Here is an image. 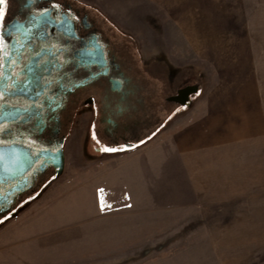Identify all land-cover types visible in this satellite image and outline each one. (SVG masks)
Returning a JSON list of instances; mask_svg holds the SVG:
<instances>
[{
    "label": "rangeland",
    "instance_id": "1",
    "mask_svg": "<svg viewBox=\"0 0 264 264\" xmlns=\"http://www.w3.org/2000/svg\"><path fill=\"white\" fill-rule=\"evenodd\" d=\"M81 1L132 37L144 58L171 73L184 68L198 89L188 106L166 109L159 97L157 122L115 154L90 155L79 125L62 173L0 220V264H264L261 203H248L247 192L238 195L243 203L203 206L166 155L175 134L217 105L218 130L249 135L237 140L241 158L264 159V127L251 131L259 127L251 117L264 114V0H204L200 10L196 1L195 16L183 15L187 2Z\"/></svg>",
    "mask_w": 264,
    "mask_h": 264
},
{
    "label": "flooded vegetation",
    "instance_id": "2",
    "mask_svg": "<svg viewBox=\"0 0 264 264\" xmlns=\"http://www.w3.org/2000/svg\"><path fill=\"white\" fill-rule=\"evenodd\" d=\"M2 8L0 220L59 176L79 125L90 155L115 154L157 122L159 97L168 109L186 89L188 106L198 89L184 68L171 73L144 58L132 37L81 0H5Z\"/></svg>",
    "mask_w": 264,
    "mask_h": 264
},
{
    "label": "crops",
    "instance_id": "3",
    "mask_svg": "<svg viewBox=\"0 0 264 264\" xmlns=\"http://www.w3.org/2000/svg\"><path fill=\"white\" fill-rule=\"evenodd\" d=\"M156 1H165L167 8H174L178 2H187V7H185L186 5L182 6V9L187 10L183 14L184 16H195L196 1H198V10L204 8L203 4L200 5V2H204V0ZM263 118L264 114L260 112H258V116L251 117L252 126L256 124L259 126L251 128L252 134L259 133L257 132L259 128L264 127ZM217 128H219L217 105H212L211 110L203 119L183 128L180 133L173 136L172 146L167 150L166 155L170 159L173 169H180V183L187 187L186 190L189 194L193 197L197 196V199L205 204L203 206H206V201L210 206H214L210 204L214 202H217V205H224L226 202L243 203V201H237L238 195L251 193L245 199L255 206L261 203L264 216V184L254 183L255 178L264 177V159L252 155L247 162L241 158L237 152V140L249 137L246 132L240 134L236 126L224 127V130ZM179 160L182 165L178 166L175 161ZM248 177L252 179L250 185L246 183ZM253 194H261L263 197ZM258 213L261 212L257 210L255 215ZM258 217L261 218V216ZM233 239L234 237H231V240ZM246 239L251 241V245L254 244V235H249V238ZM259 244L257 242L254 247ZM229 247L231 248L232 245Z\"/></svg>",
    "mask_w": 264,
    "mask_h": 264
},
{
    "label": "water",
    "instance_id": "4",
    "mask_svg": "<svg viewBox=\"0 0 264 264\" xmlns=\"http://www.w3.org/2000/svg\"><path fill=\"white\" fill-rule=\"evenodd\" d=\"M188 95H189V91L184 89L183 95H182V97L184 98V100L182 101L183 104H185L186 100H188ZM62 171H63V163L61 164L59 170L57 171V174L60 175ZM1 173L4 174L5 173L4 170Z\"/></svg>",
    "mask_w": 264,
    "mask_h": 264
},
{
    "label": "snow or ice",
    "instance_id": "5",
    "mask_svg": "<svg viewBox=\"0 0 264 264\" xmlns=\"http://www.w3.org/2000/svg\"><path fill=\"white\" fill-rule=\"evenodd\" d=\"M5 0H0V17L3 16V8L2 5L4 4Z\"/></svg>",
    "mask_w": 264,
    "mask_h": 264
}]
</instances>
